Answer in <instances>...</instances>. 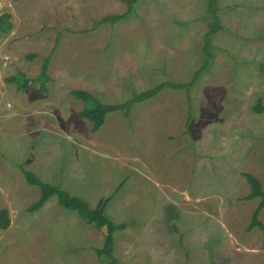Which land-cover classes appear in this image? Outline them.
I'll use <instances>...</instances> for the list:
<instances>
[{"label": "rangeland", "instance_id": "374dc122", "mask_svg": "<svg viewBox=\"0 0 264 264\" xmlns=\"http://www.w3.org/2000/svg\"><path fill=\"white\" fill-rule=\"evenodd\" d=\"M219 4L224 29L213 36L209 69L188 94L166 88L136 103L129 117L109 113L101 134L118 136L110 144L126 158H107L69 139L73 127L78 140L93 136L71 91L114 104L165 81L189 82L204 60L207 0H139L115 24L102 20L125 13V0H0V16L9 13L13 24L0 32V207L11 218L0 230V264H108L94 251L106 229L60 206L57 196L28 211L40 188L20 165L94 209L121 180L118 168L153 172L154 179L130 173L120 191L128 212L106 210L127 225L115 233L121 264H264V230H247L260 198L243 199L250 192L244 173L264 188V0ZM45 57L47 91L6 81L19 72L36 78ZM49 136L53 146L42 149ZM132 152L142 158H127ZM54 169L56 180L40 174ZM73 169L81 192L65 179Z\"/></svg>", "mask_w": 264, "mask_h": 264}, {"label": "trees", "instance_id": "16d2710c", "mask_svg": "<svg viewBox=\"0 0 264 264\" xmlns=\"http://www.w3.org/2000/svg\"><path fill=\"white\" fill-rule=\"evenodd\" d=\"M125 1L127 3V11L125 13L107 16L102 21L115 24L121 20L127 19L131 14H133L134 7L139 0ZM220 10L219 0H207V12L210 17V22L208 30L204 35V42L202 46L204 60L200 68L194 72L193 77L189 82L165 81L142 92H135L132 98L125 102L114 104L101 101L93 93L87 90L73 89L71 93L74 98L83 102V108L78 113V116L89 120L92 123V131H97L104 124L106 116L109 113L120 110L127 117H129L130 111L136 103L152 99L166 88L173 90H185L188 94L190 89L199 82L202 73L208 70L213 62V36L220 30L224 29L221 24ZM10 18L11 15L9 13H4L0 16V32L6 33L11 30L13 24L10 21ZM34 56L35 54H30L28 57L33 58ZM48 68L49 57H45L40 68V72L36 78L29 79L24 73L19 72L8 77L6 81L8 83H15L17 88L20 90L29 88L31 84H38L40 90L47 91L46 83L51 79L48 73ZM255 109L259 113L263 112L261 100H259ZM191 120L192 110L189 108V115L185 124V133L188 132ZM20 169L26 181L30 185L40 188V196L28 207L29 212L40 210L52 196H57L60 206L76 212L86 223L106 229L103 246L100 248H94V251L102 261H106L108 264H121L114 254L115 233L117 231L124 230L127 225L123 223L119 225L115 224L106 214V206L110 198L107 199L100 208L94 209L84 198L73 195L59 185H52L44 182L34 172L25 169L23 165H20ZM244 176L250 186V192L243 199L249 200L260 198L258 205L253 210L251 222L249 223L247 230H252L256 227L264 230V224L260 219V213L264 209V188L262 182L252 173H244ZM10 222L11 218L9 210L7 208L0 207V230H6L9 227Z\"/></svg>", "mask_w": 264, "mask_h": 264}, {"label": "crops", "instance_id": "0c3cea01", "mask_svg": "<svg viewBox=\"0 0 264 264\" xmlns=\"http://www.w3.org/2000/svg\"><path fill=\"white\" fill-rule=\"evenodd\" d=\"M157 96V95H156ZM155 96V97H156ZM147 101V100H146ZM141 103V102H140ZM134 107V106H133ZM133 107H132V109H133ZM131 109V110H132ZM81 111V110H80ZM120 111V110H119ZM122 112V111H121ZM131 112V111H130ZM123 113V112H122ZM125 115V114H124ZM126 116V115H125ZM107 117V116H106ZM80 118V117H79ZM127 118V117H126ZM81 119H83V118H81ZM87 120V119H86ZM89 121V120H88ZM187 121V120H186ZM90 122V121H89ZM91 123V122H90ZM105 123H106V119H105V122H104V124L103 125H105ZM101 126L97 131H92V123H91V132H93V136H91V137H87L86 139H83V140H78L77 138H76V131H74L75 130V127H73L72 129H73V133H71V134H68V136H69V139L71 140V142H72V144L73 145H77L78 147H83L85 150H87V151H91V152H93V153H96V154H102V155H104V156H106L107 158H126V156H124L123 155V152H121V150H120V148H116L115 147V149H113L114 147L110 144L111 143V141L113 140V138H114V140H116V138H118V136L117 137H112V138H110V137H107V136H102V131H103V127H105V126ZM68 128H70L69 126H68ZM71 130V129H70ZM94 132H96V133H94ZM57 135H59V134H57ZM130 136H132V141H133V139H134V136H133V133L130 135ZM137 137V136H136ZM48 139V142L47 143H43V147H42V149H44V148H46V147H48V148H50L51 146H53V143H51V139H54V137H48L47 138ZM136 139V138H135ZM112 150V151H111ZM109 151H110V153H109ZM46 151H43V153H45ZM47 152H50V154H52L51 153V150L50 151H47ZM111 152L112 153H115L114 155H112L111 154ZM135 153V152H134ZM111 154V155H110ZM47 157H48V155H47ZM51 157V156H50ZM130 157H132V158H142L140 155H138V156H135L134 154H133V152H132V155H129L127 158H130ZM107 158H105L106 160H108ZM109 162V161H108ZM73 168H75V170L77 171V168L75 167V166H72ZM115 168V167H114ZM68 169V168H67ZM117 169V168H116ZM119 170L118 171H120L121 170V173H122V175H121V177H120V181H118L117 183H116V185L114 186V190L113 191H111L110 193H106V194H109V195H107V197L105 198V196H104V199L102 198V205L104 204V202L107 200V199H109V201H108V203H107V206H106V210L111 214V210H112V206L113 205H115V206H117L116 208H121V210H123L124 209V212H128L129 211V209H128V202L126 201V200H123L122 198H120L121 196H123V194H121L122 192H120V191H122V189H123V187H124V185L127 183V181L129 180V179H132V175H133V173H134V175H133V177H140V176H143L144 178H146V179H154L155 177H154V175L152 176V174L151 173H153V172H151V171H149V170H147V169H145V170H137V173H135L133 170L131 171V170H128V168H126L127 170H125V168H118ZM132 169H134V168H132ZM87 171V170H86ZM40 172V171H39ZM55 172H57V170H48V174H46V172H44V171H42L40 174H41V176L43 177V178H45V180L46 181H49L50 182V180H56V174H55ZM127 173H129V175H127ZM130 173H132V175H130ZM113 175H114V173H113V171H109L108 172V176H110V177H113ZM38 176H39V174H38ZM131 176V177H130ZM75 177H78V175L76 174V172L74 171V169H73V173L71 172V173H69L68 174V176H66V180L68 181V180H70V182H71V186L75 183ZM115 177V176H114ZM41 178V177H40ZM71 178H72V180H71ZM42 179V178H41ZM150 181V180H149ZM45 182V181H44ZM58 181L56 180V181H52V185H58V183H57ZM150 183H151V181H150ZM65 185L67 186V183H65ZM60 186V185H59ZM70 186V184H69V187H71ZM74 187H76V185L75 186H72L71 188H72V190H73V188ZM82 187V186H81ZM77 189H79V192H81V191H83V190H81L80 189V187H76V190ZM66 190V189H65ZM70 192V191H69ZM120 192V193H119ZM71 193V192H70ZM119 193V194H118ZM118 194V195H117ZM74 195V194H73ZM117 195V196H116ZM77 196V195H76ZM80 197V196H79ZM117 197L119 198L118 200H117ZM82 198V197H81ZM86 200V199H85ZM88 201V200H87ZM89 202V201H88ZM89 204H90V202H89ZM91 205V204H90ZM101 205V206H102ZM100 206V207H101ZM99 207V208H100ZM98 209V208H97ZM127 210V211H126ZM138 212H140L141 210H142V208L140 207V208H137L136 209ZM150 211H152V210H150ZM140 214V213H139ZM115 224H117V225H119V224H126L125 222H122V221H118L117 223L115 222V221H113ZM183 225V224H182ZM180 227L182 228V230H185L184 229V225L183 226H181V224H180ZM190 226H188V227H186V228H189ZM222 227H224L225 228V225H223ZM173 229L174 230H177V227H173ZM118 232V231H117ZM181 239V238H180ZM179 242H182V241H179ZM115 243H116V239H115ZM115 247H116V245H115ZM98 248H100V247H98ZM227 264H231L230 262L229 263H227Z\"/></svg>", "mask_w": 264, "mask_h": 264}]
</instances>
